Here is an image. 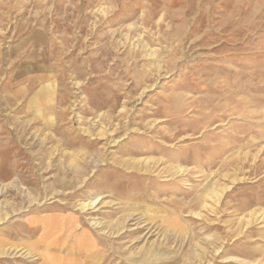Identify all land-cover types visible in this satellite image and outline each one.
Returning a JSON list of instances; mask_svg holds the SVG:
<instances>
[{"label": "rangeland", "instance_id": "obj_1", "mask_svg": "<svg viewBox=\"0 0 264 264\" xmlns=\"http://www.w3.org/2000/svg\"><path fill=\"white\" fill-rule=\"evenodd\" d=\"M0 264H264V0H0Z\"/></svg>", "mask_w": 264, "mask_h": 264}]
</instances>
